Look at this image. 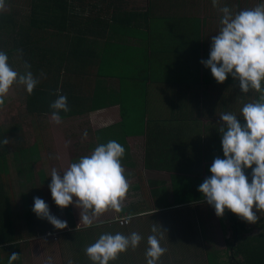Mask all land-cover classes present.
I'll return each instance as SVG.
<instances>
[{
	"label": "crops",
	"instance_id": "crops-1",
	"mask_svg": "<svg viewBox=\"0 0 264 264\" xmlns=\"http://www.w3.org/2000/svg\"><path fill=\"white\" fill-rule=\"evenodd\" d=\"M192 2L194 3L192 16L199 18L198 21H192V27L202 29L199 32L202 45H200L198 72L203 75L205 70H202L204 65L201 60L206 59L207 52L205 50L211 47V38L218 33L221 27L222 13L219 12L218 8L213 7L212 0H192ZM261 3H264V0H221V5L229 6L234 12L254 8ZM23 5H26V2L12 0V4H10L9 0H5V9L0 11V51H4L6 45H20L21 42L25 41L37 44L39 40L35 30L43 25L45 19L55 14L53 5L49 0H44L36 9L31 8V5L28 10ZM62 12L61 15L63 16L64 9ZM52 23V20L46 23L49 24L47 30L52 27ZM113 23L109 20L108 34L105 36L109 42H103L102 39H97L96 42L86 41L95 48L98 56L91 59V61L88 60L83 72L78 71L72 75L76 79H81L83 76V80L82 82L73 80L69 83L72 89L70 96L74 106L68 105L70 109L68 112L60 111L62 115L61 122L59 124L55 122L57 134L63 135L64 133L66 135L62 137L61 144L58 145V143L53 142V133L49 129V117H52V114H42L40 116L38 113L30 112L29 94L22 89L24 86L13 85L21 93L24 105L19 109L18 120H10L3 123L4 125H0V133H6L12 138L11 147L13 149H6L5 157L12 155L20 180L16 184L9 181L2 188L6 193L9 190L12 194L14 189L22 190L19 203L16 202L18 198L13 196L11 199L12 204L19 211V205L24 207V211L32 216V218L28 217V222L31 219L37 220V215L32 211L34 197H37L35 191L38 189L33 177H35V169H39V167L33 163L32 159L42 158L43 151H50L51 157L61 159V172H63L70 163L78 161L81 156L90 154L98 144H106L110 140H115L125 149L121 163L126 169L125 175L130 188L121 212L106 211L100 217L94 218L93 222H109L113 217L123 215L131 216V219L125 226L119 225L116 221L110 222L109 226L116 225L118 227L115 232L100 229L97 234L96 232L89 233L93 234L91 236L92 242H95L104 233L116 234L119 232L127 236L132 232H136L142 237L139 245L135 249L130 247L126 252L120 253L118 259L110 261L109 264H147V260L139 261L135 254L146 253L148 248L147 238L149 235H153L152 227L155 226L158 229L155 235L159 240L162 239L160 235L165 236V234H168L170 240L166 244L168 249L165 255L160 257L157 264H208L205 258L208 247H210L209 250L215 248L225 249V238L228 237V232L226 233V229L223 228V222L224 220L226 222V214L218 217L214 206L209 205L204 200L200 191L198 199L182 200L181 202L174 195L173 187L180 189L190 182L191 187H194V191L197 192L203 180L211 175L209 168L214 158H224L222 149L219 150L217 147V142L220 141L221 143L222 137L215 141L216 146L214 148L210 147V129L215 125L218 128L222 121L219 115L207 111L210 107H215L214 105H179L174 98H171V95L173 97V92H175L174 89H176V87H173L174 83L180 81L179 70L174 68L167 70V65L162 64L160 61L164 57L156 56L158 53L153 52L149 47L146 50L147 56H144V62L146 60L148 69L144 71V78L128 79L129 81L126 80L121 86L119 77L127 70L126 67L129 61L127 58L130 55L133 56L134 48L143 46L145 50V47L143 39L135 37L124 28H116ZM22 27L26 30H22ZM52 37V35L48 36L45 33L41 37L40 44L49 45L51 50L56 46L57 50L53 55L55 58H63L68 53L64 51L63 46L66 44L64 39L59 41ZM157 38L159 39L158 36ZM172 42H170L171 45ZM103 45L107 46L102 48ZM203 46L204 51H202ZM51 50L46 52L44 59H51ZM25 57H27L26 51ZM20 61L19 58H13V62L19 63L18 69L23 68ZM177 61L179 62L178 59ZM18 69L16 71L23 73ZM125 74V76L132 75L130 68ZM131 87H136V96H140L139 102L135 100L133 105H119L116 101L118 94L120 98L122 95L125 96L126 90L131 89ZM137 90L139 91L138 94ZM176 97L180 98L178 94ZM5 103L3 107H8L9 105H5ZM7 103L10 104L11 100ZM3 107H0V111ZM30 122L32 126L29 129L23 126ZM6 129L7 131H5ZM85 131L87 132L86 137L84 136ZM165 135L173 139L178 136L181 137L182 143L178 144V150L181 155L185 156V160L181 161L179 165H176L172 159L165 160V162H169L166 169L155 167L156 165L165 167V162L160 160L162 157H168V154H163L164 151L157 145L165 142ZM24 137H29L28 141ZM85 145H87L88 150L78 156V153H75L77 151L76 147ZM36 149L38 152H36ZM39 149L41 150L40 153ZM146 157L151 159L148 161L147 167L144 163ZM192 161H199V169L197 165L193 163L191 165ZM62 167L65 168L62 169ZM55 168L57 169V167ZM186 170L188 171L186 172ZM38 171L40 179L43 180L45 176L41 173H44L45 170L39 169ZM192 171L195 173H192ZM2 173H8L7 160L6 168L3 169ZM24 173L25 180H21ZM176 178L177 180H174ZM29 188L34 192H24ZM25 204L27 205L25 206ZM47 204L50 205V203ZM69 208L77 228L70 231L69 235L63 236L61 241L57 240L59 255L64 254L61 250L66 246L67 249L72 251L81 249V246L73 249L67 240L85 239L87 234L88 228L80 222V209L76 207L75 203L69 205ZM166 211L173 212L163 214L162 217L169 216V218H166L165 223L151 218L153 215ZM227 211L234 220L244 221L230 210ZM50 212L52 211L50 210ZM258 216L261 219L264 217V213H260ZM148 221L150 223H146ZM45 222L48 224L49 221L45 218ZM159 223L161 224L159 225ZM21 228H24L25 235L31 233L33 229L37 231V225L33 222L32 224L29 222L27 227L21 225ZM204 232L216 233L214 237L216 239L215 244H208ZM210 235L213 237L212 234ZM36 236V239H38L37 234ZM32 243L35 244L34 241ZM32 245L29 243L23 249H19L16 253L20 254V258L14 261L13 264H36V261L33 260L30 262L23 261V253L27 250H35L36 255V249L29 248ZM76 254L81 255V253ZM3 260L5 261V257H3ZM4 261L3 263H5ZM44 264L51 263L45 262ZM71 264L83 263L75 262Z\"/></svg>",
	"mask_w": 264,
	"mask_h": 264
},
{
	"label": "trees",
	"instance_id": "trees-1",
	"mask_svg": "<svg viewBox=\"0 0 264 264\" xmlns=\"http://www.w3.org/2000/svg\"><path fill=\"white\" fill-rule=\"evenodd\" d=\"M9 1L12 4V0ZM20 1L26 2L23 7L30 9L32 5L31 8L36 9L44 0ZM49 1L53 5L55 14L45 19L43 25L35 30L39 42L36 44L35 42L25 41L21 42L20 45L10 44L4 47V52L9 57L8 62L14 70L18 69L19 63L13 62V58H19L23 68L18 70L24 72V64L27 62V64L31 65L30 70L34 73V77L39 81L32 94L28 95L30 112L38 113L40 116L42 114H52L54 110L50 107V104L57 98V90H59V95L67 97L68 105L74 106L70 96L72 89L69 83L73 82V80L82 82L83 76L81 79H76L72 75L78 71L83 72L88 60L91 61V59L98 56L95 48L86 43V41L90 42L92 40L96 42L97 39H102L103 42H109L107 37H105L108 34L109 20L114 22L113 24L116 28H124L130 34L135 35V37L143 39L145 47V50L143 46L134 48L133 56L130 55L127 58L129 61L126 68L127 70L130 68L132 75L125 76V73H127V70H125V73L123 72L119 77L121 86L126 80L129 81L128 79L135 77L144 78V71L148 70L146 60L144 62V56H147L146 50L149 47L153 52L156 51L158 53L156 56L164 57L160 61L162 64L167 65V70H171V68L179 70L180 81L179 83H174L173 87H176V89H174L173 97L171 95V98H174L179 105H239L242 101L246 104L258 98L259 94L253 90L248 93H242L239 89V81H232L230 74L225 82L217 83L211 74L210 68L204 66V69L202 68V70H205L203 75L198 72L200 45H202L199 32L202 29L195 26L192 27V21L199 20L198 17L192 16L194 4L192 0H143L141 6L136 5V2L132 0ZM63 9L64 15L62 16ZM51 20L53 22L52 27L47 30L49 24L46 23ZM22 30L26 29L22 27ZM45 33L48 36L52 35L53 39L59 41L64 39L66 43L63 46L64 51L68 53L63 58H55L53 55V53H56V46L51 50L49 45L40 44L41 37ZM170 42H172V45ZM105 46L107 45H103L102 48ZM50 50L51 59H44L46 52ZM204 50L203 46L202 51ZM25 51L27 52V57H25ZM205 51L207 52L206 59H208L210 48ZM53 72H55V75ZM220 86H222L221 92L218 91ZM138 92L137 90V94ZM177 94L178 97L180 96L179 99L176 97ZM139 98L140 96H136V87H131V89L126 90L125 96L122 95L120 98L118 94L116 101L119 105H133L135 100L139 102ZM59 115L62 117L60 113ZM237 117L241 120V123L244 122L243 117ZM0 136V142L4 138H7L8 142L12 139L6 133H0ZM164 139L165 142L157 145L162 148L163 154H168V157H162L160 161L165 162V160L172 159L176 165H179L181 161L185 160V156L181 155L178 150V144L182 143L181 137L178 136L173 139L165 135ZM36 152H38L37 149ZM5 156L6 146L0 143V264H8L10 254L17 252L20 247L19 243L25 239H36V234H39L46 237H51L52 235L61 241L63 236L69 235L70 231L77 228L68 206L64 208L65 213L62 219L67 221L68 225L64 229H56L50 222L46 224L45 221L36 220L33 224L37 225V231L33 229L31 233L26 235L24 232L20 233L17 231V224L14 221L12 223L9 218L11 212L18 214L17 209L2 188L5 183L10 181L9 175L2 173L3 169L6 168ZM40 160L41 158L39 157L32 159L33 163L38 167L41 166ZM149 160H151L150 157L144 159L146 167ZM192 163L197 165L199 169V161H192L191 165ZM168 165L169 162H165V167L161 165H156L155 167L166 169ZM192 173L195 172L192 171ZM245 174L251 182V169H245ZM174 180H177V178ZM187 185L189 187H186ZM186 186L180 189L173 187L174 195L181 202L182 200L198 199L199 190L195 192L190 182L186 183ZM227 210H225L227 219L226 222H223V228L226 229L229 225L232 234L225 238V249L215 248L209 250L210 247H208L207 256L205 257L206 262L208 264H264V217L256 223L247 221L235 223L232 215ZM104 223L107 222L103 221L102 223L92 224V226L103 225ZM19 227H21V224ZM33 227L35 226L33 225ZM215 236L216 233L214 232H204V237L210 245L215 244ZM67 241L71 245L77 244L75 239H68ZM3 257H5V261Z\"/></svg>",
	"mask_w": 264,
	"mask_h": 264
},
{
	"label": "clouds",
	"instance_id": "clouds-1",
	"mask_svg": "<svg viewBox=\"0 0 264 264\" xmlns=\"http://www.w3.org/2000/svg\"><path fill=\"white\" fill-rule=\"evenodd\" d=\"M212 5L222 13L221 27L211 38L209 58L202 59L201 63L210 68L217 83L225 82L230 74L239 81L242 93L253 90L259 95L241 108L243 123L231 112L220 115L222 123L218 131L222 136L224 158H214L211 175L203 180L198 190L204 200L214 206L218 217L228 209L242 220L256 223L260 219L257 212L264 213V3L238 12L221 5V0H212ZM4 9L5 0H0V11ZM8 60V55L0 51V107L4 106L5 97L14 84L24 86L30 95L39 83L27 62L21 73L14 70ZM50 107L54 110L51 118L57 124L61 122L60 111L70 110L67 97L59 95V90ZM84 136H87L86 131ZM0 143L6 145L8 139ZM124 154V147L110 140L70 163L63 176L53 168L49 188L55 204L63 209L75 203L85 227H91L94 218L106 211L121 212L130 188L121 163ZM245 169H251V182ZM32 211L37 217L46 218L56 229L68 226L67 221L51 214L49 205L40 197H34ZM157 231L153 226V235L147 238V264H157L166 252L155 235ZM141 239L136 232L127 236L119 232L104 233L87 246L85 252L93 264H109L130 247L135 249ZM19 258V253L12 252L8 264Z\"/></svg>",
	"mask_w": 264,
	"mask_h": 264
},
{
	"label": "rangeland",
	"instance_id": "rangeland-1",
	"mask_svg": "<svg viewBox=\"0 0 264 264\" xmlns=\"http://www.w3.org/2000/svg\"><path fill=\"white\" fill-rule=\"evenodd\" d=\"M132 1H135L136 5L141 6L143 0H132ZM230 78L232 81L234 80L232 78V76ZM234 81H238V80H234ZM22 89L25 90L24 87H22ZM221 90H222V86H220L218 91L221 92ZM6 100H7V102L9 100H11V103L8 104L6 102L5 105H9V106L1 108L2 110L0 111V125H4L3 123L8 122L10 120H18V118H19L18 114L20 111L19 109L22 107V105H24L21 93L18 90H16V88H14L13 86L10 89L7 97H5V101ZM244 104H245V102L242 101L239 105H214L215 107H210L207 111L210 113H214L216 115H219V116L222 113L231 112V113L235 114L236 116H238L240 114V117H243L241 114V108L243 107ZM228 107H229V109L226 110V108H228ZM49 121H50L49 129L53 133V142L58 143V145H59L62 142V137H65L66 135H64V133H63V135L57 134V131H55L56 130L55 121H53L51 117H49ZM23 126L25 128L29 129L32 125L30 122L28 124H24ZM190 127H189V129H190ZM219 127L220 126H218V128H217V126L215 125V126L211 127V129H210L211 130V133H210V135H211L210 136L211 137L210 147L211 148H214L216 146L215 141H218V139L220 137H222L220 132L218 131ZM5 128H8V127H5ZM5 131H7V129ZM24 139H26V141H28L29 137H24ZM8 143L9 144L6 146V149L12 150L13 149L11 147L12 142L9 141ZM54 147H55V144H54ZM217 147L219 148V150L222 149V144L220 143V141L217 142ZM76 150L77 151L75 153L76 154L78 153V156H79L82 153L86 152L88 150V147H87V145H85L83 147H76ZM42 153H43L42 158L40 160V164L42 165V167H39V169L45 170L44 173H41L45 177L43 180H41L40 175H39V171H38L39 169L38 168L35 169V177H33V181L36 183V187L38 188L37 191H35V192L37 193V197L42 198L46 203H50L49 209L52 211L51 214L62 220L63 214H64V208L61 209L56 204H53L55 202L52 199L50 188H49V184L51 182L50 174H51V170L53 168L57 167L58 171H60V175L63 176V172H61V163H60L61 159L59 160L58 157H56V158L51 157L50 151H48V152L43 151ZM6 160H7V166H8V173L7 174L9 175L10 181L13 182V184H16L20 180V177L17 174L16 163H14V159H13L12 155H9L6 158ZM64 161H65V159L63 160V162ZM64 168L65 167H62V169H64ZM24 176H25V173H24V175H22L21 180H25ZM129 181L131 182V180H129ZM30 189L31 188H29L28 190H26L24 192H26V193L34 192V190H30ZM13 192L14 193L12 194L11 191L7 190V196H9L8 199H12L14 196V197L18 198L16 201L18 204L19 203L18 201L21 198V193L23 191L14 189ZM26 205L27 204H25V206ZM19 209H20V211L17 208V211L19 214L11 212L9 214V218L12 221V223L14 221V223L17 224V231H19L20 233H23L24 228L19 227L20 226V217H21V225L24 227H27L29 222L31 224H32V222L34 223L36 221V219H31L28 222V217L32 218V216L29 213H26V211H24V207H22L21 205H19ZM168 212H173V211H166L163 213H159L157 215L151 216V218H153L155 220H160L162 223H165L166 218H169V216L168 217H162V216H163V214L168 213ZM176 212H179V211H176ZM18 215H19V217H18ZM36 218H37V221L38 220H41L43 222L45 221V218L42 219V218H39L37 216H36ZM41 221H40V223H41ZM104 222H107V223H104L103 225H98V226L94 225V226H91L90 228L87 227L88 229H87V234L85 236V239H81V238L75 239V242L77 244L71 245V247L73 249H76L78 246H81L82 247L81 249L72 251V250L67 249V246H66L61 250L62 252H64V254H62V255L58 254V249H57L58 243L56 242V240L58 239L57 237H53L52 235H51V237H46V236H40L38 234V239H34V240L31 238L25 239L19 243V246H20L19 249H21V248L23 249L25 246L29 245V243L33 244L32 246H29V248L36 249V255H35V250H33V251L27 250L23 253V261L30 262L33 260L34 262L36 261V264H44L45 262H48V263L50 262L51 264H60V263L61 264H69V261H71V263H75V262L83 263V264L93 263L92 261L89 260V258L86 255V252H85V248L94 243V242H92V237H91L93 234H89V233L96 232V234H97L100 231V229H108V231H110V232H115V231H117V228H118L116 225L109 226L111 223L108 221H104ZM224 222H225V220H224ZM97 223H99V222H93V224H97ZM146 223H150V222L148 221ZM160 224L161 223H159V225ZM103 232H105V231H103ZM18 235H19V233H18ZM160 236H162V239H160V245L167 250L168 248H167L166 244H167V242L170 241L168 238V234H165V236H163V235H160ZM33 241L35 242V244L32 243ZM76 253H81V255L76 254ZM164 255H165V253L163 254V256ZM135 256L139 259V261L140 260H142V261L147 260L146 253L140 254V255L135 254Z\"/></svg>",
	"mask_w": 264,
	"mask_h": 264
},
{
	"label": "built area",
	"instance_id": "built-area-1",
	"mask_svg": "<svg viewBox=\"0 0 264 264\" xmlns=\"http://www.w3.org/2000/svg\"><path fill=\"white\" fill-rule=\"evenodd\" d=\"M128 215L114 217L111 221H116L119 225H127L129 223Z\"/></svg>",
	"mask_w": 264,
	"mask_h": 264
},
{
	"label": "flooded vegetation",
	"instance_id": "flooded-vegetation-1",
	"mask_svg": "<svg viewBox=\"0 0 264 264\" xmlns=\"http://www.w3.org/2000/svg\"><path fill=\"white\" fill-rule=\"evenodd\" d=\"M254 211H255V209H254ZM224 214H226L225 217H227V212H225ZM259 214H260V212H257V215H259ZM234 222L237 223L238 221L234 220ZM226 231L228 232L227 235L229 237L231 234V231L229 229V225L227 226Z\"/></svg>",
	"mask_w": 264,
	"mask_h": 264
}]
</instances>
